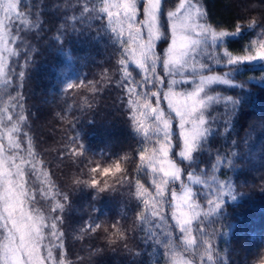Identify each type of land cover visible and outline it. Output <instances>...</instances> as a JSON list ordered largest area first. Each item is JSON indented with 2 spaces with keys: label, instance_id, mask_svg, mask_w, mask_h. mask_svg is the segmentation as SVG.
Segmentation results:
<instances>
[{
  "label": "trees",
  "instance_id": "trees-1",
  "mask_svg": "<svg viewBox=\"0 0 264 264\" xmlns=\"http://www.w3.org/2000/svg\"><path fill=\"white\" fill-rule=\"evenodd\" d=\"M200 2L209 21L223 28L241 17L264 24V0ZM15 5V14L6 21L12 46L0 78V133L9 132L15 142V148L6 151L8 166L18 170L24 206L41 221L42 241L54 258L66 249L67 259L82 252L97 254L99 264H167L171 243H177L167 214L170 189L155 195L158 181L142 160L151 146L133 125L127 86L153 105L163 94L155 85L146 94L145 80L125 67V47L108 30L106 17L98 18L102 14L97 0H31L27 7L16 0ZM10 19L20 24L9 26ZM259 31L246 30L225 40L224 47L239 53ZM165 43L161 41L158 50ZM236 67V81L253 83L223 89L241 101L235 131L200 149L192 146L188 163L171 155L173 148L170 155L181 172L200 179L197 170L210 159L208 147L226 148L236 138L233 159L240 167L224 169L222 178L234 176L237 184L258 185L264 174V130L258 126L264 121V65ZM171 139L180 144L179 137ZM240 191L244 193L235 200L227 199L211 215L200 216L198 226L193 224L195 251L200 254H185H191L195 264H204L206 257L215 260L217 254L226 264H250L264 245V191ZM140 192L155 195L156 216L149 215V203ZM194 201L203 210L208 207L206 201ZM85 218L92 228L80 231L78 223ZM153 237L155 243H148Z\"/></svg>",
  "mask_w": 264,
  "mask_h": 264
},
{
  "label": "snow or ice",
  "instance_id": "snow-or-ice-1",
  "mask_svg": "<svg viewBox=\"0 0 264 264\" xmlns=\"http://www.w3.org/2000/svg\"><path fill=\"white\" fill-rule=\"evenodd\" d=\"M20 3L27 7L31 0H20ZM99 3L102 15L98 18H107L108 30L115 33L116 42H122L121 47H126L128 56L133 57L128 60L127 66L145 80V93L147 94L155 85L161 94L168 89H175L182 92L185 97L191 98L188 106L184 108L183 115L174 111L167 101L164 102L166 114L173 117L172 126L175 125V131L171 134L180 137L181 121L186 116H191L188 124L192 129V143L195 149H200L205 144L209 145L210 140L216 137L227 139L231 132L235 131L241 101L223 89L235 87L237 84L250 87L253 83L252 79L246 83L236 81L232 74L234 70H239L237 65L251 64L253 67L264 65L262 26L264 24L257 23L255 17L251 19L241 17L231 27L223 28L209 21L200 0H99ZM19 24V19L8 20L9 26ZM257 28L260 31L256 38L250 41L243 51L232 52L222 46L225 39ZM16 30L19 31V28ZM161 41L166 43L158 50ZM137 52L141 54L139 57L136 56ZM28 54L25 52V55ZM137 59L140 60L139 64L136 63ZM147 72H152L151 77ZM151 119L156 120V116H152ZM258 126L264 130V121H259ZM164 135L167 136L169 133L164 132ZM250 138L251 130L244 134L245 144ZM183 145L184 141L181 138L179 145L173 144L174 151L171 153L181 164L188 163L179 150ZM237 147L236 138H231L226 148L222 145L221 149L213 151L209 146L206 154L210 159L208 163H202L197 170L201 177L199 180L190 178L196 175L195 173L182 171L180 181L172 177L169 182L183 193L187 189L182 181H187L192 189L190 194L193 200L207 201L215 197L213 204H219L221 197L224 201L227 197L235 200L238 193H244L240 191L244 187H258L259 191H264V174L260 175L258 185L237 184L234 176L226 180L222 178L224 169L240 167L233 159L237 157V151L234 150ZM261 147L264 148V145ZM195 155L194 151L193 156ZM93 186L97 185L94 183ZM222 207L223 205H220V208ZM194 223L198 226L200 221ZM174 227L176 229L174 239L180 241L185 248L194 250L195 245L181 239L187 229L181 231L178 225ZM148 235L150 236L151 232ZM168 239L169 237L165 236L163 243H167ZM148 243L154 244L155 237ZM156 247L159 248L160 245ZM62 251L67 257L66 249ZM0 264H16L14 249H11L10 245L0 246ZM205 264L226 262L217 254L215 260L206 257ZM250 264H264V245L258 248Z\"/></svg>",
  "mask_w": 264,
  "mask_h": 264
},
{
  "label": "rangeland",
  "instance_id": "rangeland-1",
  "mask_svg": "<svg viewBox=\"0 0 264 264\" xmlns=\"http://www.w3.org/2000/svg\"><path fill=\"white\" fill-rule=\"evenodd\" d=\"M15 1L0 0V78L5 70L6 56L11 51L12 46L6 29V21L16 12ZM97 1L100 5L99 0ZM222 46L224 47V44ZM125 54L127 56L125 67H127L128 60L133 59V57L128 56L126 47ZM140 55L139 52L136 53L137 57ZM136 63L139 64L140 60L137 59ZM144 67L145 69L147 68L146 65ZM147 75L150 77L152 74L150 75L147 72ZM125 76L128 81L131 80L126 70ZM127 91L129 93V106L131 108L133 125L137 132L148 140L151 146L149 152L142 156V160H144L145 166L148 167L158 181V186L155 187V195H164L168 191V188L170 189L168 192L171 198L168 203L169 209L167 214L170 218V225L173 228L172 231L174 233L176 232L174 225H178L181 231L187 229L181 239L190 245H194L192 235L194 222L200 216L211 215V213L215 212L218 209V205L224 201V198L221 197L219 204H213L215 197L210 198L206 201L208 207L203 210L193 200L190 194L192 189L188 186L187 181L184 183L187 191L183 193L173 184L170 187L168 186L172 177L180 181L181 170L170 155L173 148V141L171 139V133H173L171 131L173 117L166 114L167 110L165 108L161 109V102L164 105V102L167 101L174 111L183 115L184 108L188 106L191 98L185 97L182 92L175 89H168L163 93L162 99H156L157 101L153 105L146 101H141L135 87L127 86ZM152 95L156 96V94ZM152 116H156V120H152ZM190 119L191 116H186L181 121V134L179 139H183L184 145L180 151L185 159L188 157L193 146L192 129L188 124ZM156 132L160 134L153 135ZM164 132L169 133V135L165 136ZM0 139V246L7 247L10 245L11 249H14L16 264H99L97 254H83L82 252L81 254H74V259L69 260L63 254H60L59 258H54L48 251V248L42 241L41 221L24 206L23 190L18 170L15 167L8 166V163L11 165V162H9L10 156L6 154V151L10 148H15V142L9 132H1ZM190 178L199 180L195 176ZM140 194L143 196V199H146V203H149V215L151 217L156 216L152 211L157 205L155 195H149L145 192H140ZM227 199H231V197L225 198V200ZM159 200L163 201V197ZM166 209V206H163V213H166L164 212ZM91 226L92 221L88 218L82 219L78 223L80 231L91 230ZM65 235L71 237L72 233ZM176 242V245L171 243L167 264H195L189 255L191 256L193 254L196 257L195 255L200 253L196 252L195 249L185 248L178 240ZM178 245L180 248L182 246L180 250L174 247ZM186 251L191 254H185Z\"/></svg>",
  "mask_w": 264,
  "mask_h": 264
}]
</instances>
